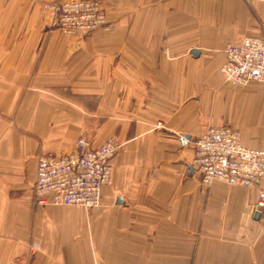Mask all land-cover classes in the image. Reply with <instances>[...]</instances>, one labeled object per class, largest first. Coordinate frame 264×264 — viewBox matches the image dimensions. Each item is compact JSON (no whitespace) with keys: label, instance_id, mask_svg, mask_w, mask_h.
I'll list each match as a JSON object with an SVG mask.
<instances>
[{"label":"crops","instance_id":"crops-1","mask_svg":"<svg viewBox=\"0 0 264 264\" xmlns=\"http://www.w3.org/2000/svg\"><path fill=\"white\" fill-rule=\"evenodd\" d=\"M50 1L0 0V264H264V182L205 186L191 165L209 127L264 150V84L219 73L264 2L101 0L114 30L77 38L47 29ZM80 136L120 143L100 205L35 206L37 158Z\"/></svg>","mask_w":264,"mask_h":264},{"label":"built area","instance_id":"built-area-1","mask_svg":"<svg viewBox=\"0 0 264 264\" xmlns=\"http://www.w3.org/2000/svg\"><path fill=\"white\" fill-rule=\"evenodd\" d=\"M264 2V0H256ZM49 31L82 38L97 31L112 32L101 0H53L44 3ZM219 69L224 82L244 86L264 84V39L244 37L226 44ZM191 165L202 185L220 182L228 186L259 187L264 182V150L246 146L241 132L231 126L209 127L193 141ZM120 143L108 139L96 146L80 136L71 152L46 153L37 158L32 187L35 206H72L85 210L100 205L101 189L112 175V160ZM264 216V189L253 208Z\"/></svg>","mask_w":264,"mask_h":264},{"label":"rangeland","instance_id":"rangeland-1","mask_svg":"<svg viewBox=\"0 0 264 264\" xmlns=\"http://www.w3.org/2000/svg\"><path fill=\"white\" fill-rule=\"evenodd\" d=\"M251 1H253V0H251ZM260 4H263L264 5V3H260ZM114 5H115V2H113L112 6H114ZM104 10H105V13H106V17L108 18V16H107V10L105 8H104ZM254 25L256 26L257 29L258 28L260 29V33L261 34H259V35L262 36L263 39H264V23L261 20H258L257 19V22ZM246 113L248 114V116H251V112L249 110H247V109H246Z\"/></svg>","mask_w":264,"mask_h":264},{"label":"water","instance_id":"water-1","mask_svg":"<svg viewBox=\"0 0 264 264\" xmlns=\"http://www.w3.org/2000/svg\"><path fill=\"white\" fill-rule=\"evenodd\" d=\"M191 54L194 55V56H196L198 54V51L197 50H192L191 51ZM259 216H260L259 213H255L254 218L255 219H258Z\"/></svg>","mask_w":264,"mask_h":264}]
</instances>
